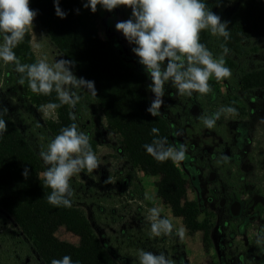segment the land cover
<instances>
[{
	"label": "trees",
	"instance_id": "trees-1",
	"mask_svg": "<svg viewBox=\"0 0 264 264\" xmlns=\"http://www.w3.org/2000/svg\"><path fill=\"white\" fill-rule=\"evenodd\" d=\"M86 3L85 0H59V7L67 13L61 19L55 14L54 0H29L30 8L37 11L35 19L39 28L56 49L59 59L71 61V70L78 78L93 81L96 96L86 89H75L79 102L54 109L55 118L44 120L38 108L49 103L59 104L57 93L53 91L47 96L33 93L26 73L16 72L10 63L3 68L0 66V119L7 123V131L0 134V217L10 219L2 234L0 264H12L14 258L26 256L39 257L42 264H51L53 259L65 255L70 256L74 264H139L141 249L160 253L150 231L145 236L141 228L134 232L125 229L124 233L115 228L114 234L110 232L111 218L114 217V223L117 220V209L112 214L111 208L104 207L103 213L98 206L106 201V194L101 192L108 186L104 173L97 182L90 177H84L85 181L75 176L71 178V207L48 202L51 189L45 185L44 177L39 176L47 165L39 152L47 149L62 128L75 123L78 131L91 137L95 153L99 137L92 133L91 126L101 115L106 119L107 128L117 129L119 156L126 174L132 177L137 167L144 174L159 175L155 182L156 195L181 218L188 233L204 229L202 242L205 247L212 245L207 221L198 219L197 204L186 197V179L181 169L171 160L158 162L144 148L157 138L151 131L153 128L159 129V137L167 138L168 146L173 145L169 119L152 116L146 110L150 105L139 86L141 74L117 65L115 52L98 37V11L84 7ZM234 18L228 24L230 36L227 40L223 38L224 42L232 40L235 47L243 48L234 38L264 36V0H245L235 11ZM30 38L28 31L23 42L14 49L22 64L39 61ZM2 43L3 34H0ZM211 43L210 38L207 47L213 50L215 45ZM254 75L258 86H264V64ZM21 79L24 80L22 85ZM111 137L105 138L108 143ZM26 169L27 177L23 175ZM132 179L137 197L142 199L143 189L135 177ZM60 225L79 236L78 244L54 235ZM12 226L14 231H11ZM99 233L104 235L103 239ZM13 241L18 242L17 249L12 248L10 242Z\"/></svg>",
	"mask_w": 264,
	"mask_h": 264
},
{
	"label": "flooded vegetation",
	"instance_id": "flooded-vegetation-1",
	"mask_svg": "<svg viewBox=\"0 0 264 264\" xmlns=\"http://www.w3.org/2000/svg\"><path fill=\"white\" fill-rule=\"evenodd\" d=\"M231 1L204 0L207 7L227 24L235 20L234 13L245 0ZM97 11L98 37L115 52L117 65L134 69L141 74L139 86L143 88L150 105L154 99L149 87L151 78L138 62L139 58L131 51L135 45L130 44L123 34L115 29L117 22L131 17V8L121 5L108 11L97 5ZM210 38L211 44L215 45L213 50L207 47L210 45ZM257 38L250 35H246L245 39L234 38L240 47L244 46L237 48L232 40L230 43L229 40L224 42L221 36L212 35L208 30L201 31L200 42L212 52L214 58L223 56L225 66L231 70L232 75L221 80L211 77L208 81L211 92L206 95L194 92L191 97L180 95L171 82L167 83L163 96L164 104L158 114L169 119L174 137L172 147L178 149L180 145L186 146L184 160L176 162V165L186 179L187 199L195 201L199 208L198 219L207 221L206 229H209L211 246L205 247L202 242L204 229L195 231L201 235V246L203 254L206 255L205 264H264V241L257 243V239L264 236V176H257V173L260 174L264 170V160L258 158L254 161L250 154L251 143H255V151L264 144V86H258L254 75V72L264 64V54L259 53L256 47ZM166 63L167 61L164 66ZM229 106L236 108L238 114L234 116L222 114L211 129L204 125L202 117L210 116L221 107ZM106 123L105 117L101 115L91 126L92 133L99 137L97 147L110 148L119 156L121 149L116 137L117 129L107 128ZM189 133H195L198 137L194 138V135L189 137ZM109 135H112L110 143L105 139ZM210 137H213L214 141ZM139 171L141 170L135 167L131 174L143 189ZM44 173L45 171H40L39 176L44 177ZM114 173L121 176L118 189L126 190L130 200L138 199L133 179L126 174L122 164L114 169ZM116 182L118 183V180ZM189 193L192 195L191 198L188 197ZM142 200L144 204L137 206L136 209L140 214L139 221L145 236L147 231L151 232L152 223L146 213L149 214L153 206L144 197ZM99 211L104 213L105 208L100 206ZM111 213L115 214V208H111ZM159 214L160 217L166 218L160 212ZM172 215L178 217L173 213ZM9 221L7 217L5 219L0 217V243ZM114 221L112 217L110 222L112 233L115 232ZM61 227L66 230L60 225L54 231V235ZM14 230L15 227L12 226L11 231ZM120 231L125 232L124 229ZM100 236L104 238V235ZM155 238V246L159 252L173 260L174 264H189L185 242L174 228L171 235ZM104 243L108 245L107 242ZM10 244L15 249L19 246L17 241ZM211 255L215 256L214 260H211ZM13 261L12 264L43 262L39 257L30 256L22 259L16 257Z\"/></svg>",
	"mask_w": 264,
	"mask_h": 264
},
{
	"label": "clouds",
	"instance_id": "clouds-1",
	"mask_svg": "<svg viewBox=\"0 0 264 264\" xmlns=\"http://www.w3.org/2000/svg\"><path fill=\"white\" fill-rule=\"evenodd\" d=\"M97 5L108 11L121 5L131 8V17L117 22L115 29L130 44L135 45L131 51L139 58L138 62L151 78L149 87L154 99L146 110L152 116H157L164 104L167 83L171 82L180 95L191 97L194 92L209 94L211 88L208 81L211 77L221 80L232 75L231 70L225 66L223 56L214 58L212 52L200 42L203 30L225 40L230 36L227 22L221 21L204 0H87L84 7L95 12ZM54 7L58 17H66L67 13L59 7V0H54ZM36 15L37 11L30 8L29 0H0V34H3L0 60L5 64H13L16 72L26 73L28 87L33 93L45 96L53 91L57 93L60 103H49L47 109L54 110L64 104L74 106L80 100L75 89H86L96 96L94 82L78 78L71 70L72 62L69 60L59 59L51 65L45 59L32 64L20 63L14 49L23 42L29 29L33 28ZM19 83L22 85L24 80L21 79ZM222 114L234 116L238 113L234 107H221L210 116L202 117L204 125L213 128ZM77 127L72 123L62 128L47 145V149L39 152L47 165L44 183L51 189L47 199L54 206L71 207V178L85 169L93 172L100 165L90 144L91 137L78 131ZM6 131L7 123L0 119V134ZM151 131L157 138L144 145L148 154L158 162L171 160L175 163L184 160L185 145H180L178 149L168 146L167 138L159 137V129L153 128ZM23 175L27 177V169ZM150 213L152 236L171 235V221L160 217L156 208H152ZM177 235L183 239L185 229L180 228ZM262 241L264 236L257 239L258 244ZM138 259L139 264H174L164 253L155 254L142 249ZM51 264L74 262L70 256L65 255L61 259H53Z\"/></svg>",
	"mask_w": 264,
	"mask_h": 264
},
{
	"label": "rangeland",
	"instance_id": "rangeland-1",
	"mask_svg": "<svg viewBox=\"0 0 264 264\" xmlns=\"http://www.w3.org/2000/svg\"><path fill=\"white\" fill-rule=\"evenodd\" d=\"M233 1L234 0H232L231 2ZM29 31L31 37V46L38 60L45 59L50 65L55 63L56 60H59V56L56 49L53 48V46L49 43V40L47 39L43 31H41V29L39 28L35 18L33 21V28L29 29ZM256 47L258 48L259 53L264 54V36L257 38ZM0 66L2 68L5 67V63L2 60H0ZM46 106L47 105H43L38 108L39 114L44 120L54 119L56 116L55 111L47 109ZM191 135H194V138L198 137L195 133H189V137ZM210 138L214 141L213 137ZM250 147V154H252V160L256 161L258 158L259 160H264V144H261L256 151L255 143H251ZM95 154L100 161L98 169L94 170L93 172H88L86 169L82 170L80 173L75 175V177L82 181H85L84 177H90L95 182H97L101 176V172H103L104 177L108 179V186L101 190L104 195L106 194V201L101 202L98 206L117 209V220L116 223H113V226L118 230L131 229L134 232L136 229L141 228V223L139 221L140 214H138L136 208L137 206L144 204V200H130L128 198L126 190L118 189L120 186L119 181L121 180V176L119 173H114V169L119 168L122 164L120 156H117L115 153H113L110 148L107 147H97V151L95 152ZM138 175L142 182L144 189V198L147 200V202H150L153 208L158 209L161 214H163L168 220L171 221L173 228L176 230V232H178L180 228L185 229V235L183 237V240L188 251L189 264H205L206 255L203 254L200 233H194L189 235L182 223L181 218L174 217L171 213L170 207L156 195L155 182L159 179V176L147 175L144 174L142 171H139ZM257 176H264V170H262L260 174L257 173ZM117 180L118 183L116 182ZM188 197L191 198L192 195L189 193ZM86 213L89 214V211L86 210ZM149 214L151 213L149 212ZM149 214L146 213V216L148 215V219L150 217ZM55 236L60 240L72 244H78L79 241V238L76 235L71 234L70 232H68L67 229L64 230L63 227H61L55 233ZM214 259L215 256L211 255V260Z\"/></svg>",
	"mask_w": 264,
	"mask_h": 264
},
{
	"label": "water",
	"instance_id": "water-1",
	"mask_svg": "<svg viewBox=\"0 0 264 264\" xmlns=\"http://www.w3.org/2000/svg\"><path fill=\"white\" fill-rule=\"evenodd\" d=\"M104 245H106V244L104 243Z\"/></svg>",
	"mask_w": 264,
	"mask_h": 264
}]
</instances>
